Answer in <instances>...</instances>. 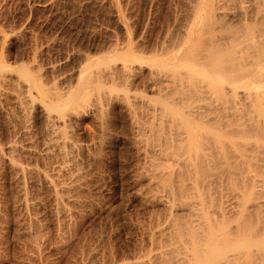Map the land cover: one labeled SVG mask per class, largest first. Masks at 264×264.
<instances>
[{"label":"rangeland","instance_id":"1","mask_svg":"<svg viewBox=\"0 0 264 264\" xmlns=\"http://www.w3.org/2000/svg\"><path fill=\"white\" fill-rule=\"evenodd\" d=\"M184 2L186 3V0H0V30H1L0 31V33H1L0 34L1 35L0 36V44H3V45H0V48H2L1 50H2L5 61L7 60L10 63L12 61L13 65H15V64L19 65V64H22L21 62H23V63L27 62L26 64L29 65V67H31L30 65H34V67H31V68L37 74L39 73V70H38L39 66H36V65H40V68L42 67L44 69V70H42L39 68L40 70H42V71H40V76H41V73L43 72L42 75L45 76L44 77L45 79H43L42 76L40 78L43 79V81L47 80L46 83L44 82L45 85L46 84L49 85L51 80L56 79L55 81L56 82L58 81L57 83H59L60 80L62 82L64 80H66L67 83H66V81L63 84L60 83L62 86L65 85L64 87H66L70 81L69 79H70V75L72 74V72H71L72 69L74 72V71H76L75 69L82 67L83 66L82 64H84V62H82L83 59H81V58H80V60L78 59L79 58L78 54H80V55L85 54V53L87 54L88 52H92L95 48H97L99 53H102V50L103 49L105 50V45H106V48L109 47L110 39H113V40H116L114 38H117V39L121 38L122 39V36H125V34L122 35V33L124 31H123V29H121V27L119 25V22H118L119 20H121V22L124 21L125 23H127L130 26V28L128 26L129 32H132L134 30L132 33H133V37H134L135 42H142V44L139 43V46H138V48L140 47L139 48L140 52L143 51V48H144V50L146 51V52L143 51L144 53H148L149 51L152 53L153 51L155 52V50L156 51L160 50L162 48L163 42H164V44H165V41H166V44L171 43L172 38H174V37H172L173 34H171V33L174 32V35H175L179 24H181L180 22L182 21V23H183V19L182 20H180V19L184 18V15H186V13H187L186 9L188 10V8ZM184 6H186V7H184ZM188 12H189V10H188ZM122 16H123V18H122ZM178 18H180V19L178 20ZM116 21L118 23H116ZM176 21H178V22H176ZM176 25H178V26H176ZM10 27L12 29L14 28L13 29L14 30L13 35L11 34L13 31ZM4 29L7 32L6 35L8 34L7 35L8 38L6 37L7 40H4L5 38H3V36H2L3 35L2 33H5ZM22 29L24 31H26L29 36L26 34L24 36L19 34L20 33L19 31H23ZM120 29H121V31H119ZM120 32H122V33H120ZM15 33L16 34L18 33V34L16 35ZM9 34H11V35H9ZM110 34L112 35V37ZM116 34L117 35L119 34V35L117 36ZM135 34H136V36H134ZM120 35H122V36H120ZM109 37H110V39H109ZM169 37H171V39ZM34 38H35V40H33ZM147 38L149 39L150 42L148 41ZM140 39H141V41H140ZM142 39L144 41H142ZM162 39H164V40L162 41V44H161ZM165 39H168L170 42L168 40H165ZM145 40H147V41L145 42ZM37 42L40 44H38ZM147 42H149V45L151 43V45L148 46ZM156 42H158V43H156ZM143 43H145V44H143ZM152 43H155L154 44L155 46L153 48H152ZM103 44H104V46H103ZM140 44L143 46V48ZM166 44H165L166 47L170 45V44L169 45H166ZM144 45H146L147 48L144 47ZM3 47H5V48H3ZM150 47L152 48V50ZM98 48H101V49L99 50ZM153 49H155V50H153ZM1 50H0V52H1ZM95 50L93 52L96 54H99L98 51L96 50V52H95ZM34 51H36L37 54ZM76 52H78V53H76ZM33 55L35 57H33ZM5 56L7 59L5 58ZM39 63H43L46 65L44 66L42 64L43 65L42 66ZM54 63H55V65H54ZM80 63L82 66L80 65ZM52 65H54V66H52ZM52 67H54V68H52ZM45 70H46V72H44ZM15 73H16V71H15ZM15 73H13V74L11 73L12 76L13 75L16 76ZM44 73H45V75H44ZM56 75H61L62 78L61 77L58 78L59 76H56ZM15 76H13L14 79H12L13 83L11 81H9V83H5L6 81H4V82H2V84L0 86L1 89H3L2 87H4L3 92L6 90L7 92L9 91L8 93L12 95V96H9V94H8V97H4L5 98V99L3 98L5 100L4 103H3V101H4L3 99H2L3 101L0 100V105L1 106L4 105L6 107L5 108L4 106L3 107L0 106V145L2 146V147L1 146L0 147L3 148V146H4V149H5V150L3 149L4 152H6V150L9 148L8 154H7L8 151L6 153L3 152V154H6L7 157H5V156L3 157V155L0 156L1 157L0 158V264H77V263L78 264H112V263L115 264L116 262L119 264V261L123 262L124 259L126 260L128 258L126 256H129L128 261H126V263L131 260L132 262L130 261L129 262L130 264H150V262H152V264H155L154 261L155 262L160 261L159 264H161L162 262H164V260L161 261V258L164 257V254L162 253L163 255L162 254L160 255V253L162 251L158 252L157 250L163 249V245H166V247H167V244H168V247H169L168 242H171V240L169 241L168 236H170V234L168 232L169 229H167V228H170V231L172 230L171 229L172 227H170V225L172 224V226H173L172 222H173V217H174L175 212H176L175 216L178 213H179V215H184V214L186 215L187 213L190 212L189 209H191V207H190L189 203L194 202L196 199L193 197L195 195L197 197V194H198V193L194 194L197 192L196 191L197 189H195V188L198 187L200 185V183H202V182L198 181L200 179H197V177L199 175H200L199 176L200 178H201V176H203L202 178L205 177V179H204L205 182L207 180L206 176H208V183L210 182L209 180H214L213 182H210L211 184L209 183V186H208L207 182H206L207 184L205 182L203 183L204 184L203 188L206 187L205 188L206 190L204 192L205 196L203 195L204 197L201 194V193H203L204 190L202 189V187L201 188L199 187V189H202V192L201 193L199 192V193L204 198V199H202V198L201 199L203 200L204 204L207 203V204H205V208H206L205 211H207V208L210 207L209 215H212V213L214 214V212H215V215L217 216L216 210L218 211V207H215L214 204L216 202H218V204H219V202L221 200V197H219L220 191L221 192L225 191L222 194L224 196H226V199L229 196H230L229 198H231V196L233 198L234 197L233 195L235 193H237V192L233 193L230 190L233 187V185L235 184L234 182H236V180L235 181L231 180V178L229 176H228V178L226 177V175H228L229 172L224 171L223 173H224L225 178L222 175H220L222 177H220V179H219L218 174L219 173L223 174L222 169H220L221 171H218L219 172L218 174H217V172L216 173L213 172V173H215V176H217L219 180H215V176L213 175L212 172L211 173H212L214 178H211L212 176L210 177V173H207V175H206L205 171H203L202 173L200 172V174H198V176L197 175L195 176L196 180L198 182L193 179L195 182L199 183L198 186L195 185L196 187H194L193 183H191V180H192V178H195L194 177L195 174L192 173L193 175L192 174L190 175L191 176V180H190V176L187 175V174H189V173H187L188 168L181 170L182 167L180 169L178 167L179 166V164H178V166H177L178 170L180 169L181 172H180V170L176 171L177 167H175V170L173 172L171 170L172 169L171 167L175 166L173 164L176 162V160L172 161L173 164L171 167L166 168L168 166L167 165L168 163L165 165V163H166L165 159L166 158L163 157L164 155L162 157L160 156L161 151H159L158 147L156 148L154 146L155 144L152 143L156 140H153V139H152L153 141L149 140V141H151L150 143H149V141H147L149 144V146H147V147H146V145L144 147V144L145 143L147 144L146 141H145V143L143 142L144 139L141 140L144 144H142V143L138 144V143H140V141L137 140V137L139 136V135H137L138 132H140L139 134L142 135L141 138H143V136H144V138H146L145 137L146 135H144L145 131H143L145 129L140 130L143 127L142 126V119L144 117L143 116L139 117V115H144V113L146 115V112H143L144 109L139 107V108H141V111H140V113L137 111L138 117L136 119L133 116V113L130 112V109L126 108L127 106L124 102H122L123 105H121V102H118L119 104L117 102L114 103L113 106H109L110 110L107 107L108 109L106 108V110H108V114L106 113V111H104V112H105V114H107L108 118L105 116V114L103 115L101 113L104 118L106 117L105 119L107 121V124L110 123V121H111V123L108 124L109 127H111V128H109L108 125L105 123L106 121H104L105 124L103 123L105 126L107 125L106 127H104L103 124L101 123L100 120L103 117H100L102 115L99 112H97V113L92 112V108H90V105L92 107L93 103L89 104L90 102L88 100L89 105L87 104V106L89 108L90 114H88L89 113L88 111L86 113L90 117L88 115L84 116V114H86L85 111L80 112L79 115H77V116L75 115L76 113L73 114L74 116L72 115L74 118L73 121L78 120L76 122L74 121V123L72 121L73 126H75V129H76V127L78 129V127L80 126L79 129H82V130H80V133L77 132V131H79V129L78 130L76 129L77 130L76 131V130H74V127H73V129H71L74 131H70V129L69 130L67 129L69 127L72 128L71 127L72 123H70L69 121H68L69 123L67 122L68 123L67 125H70V126L64 125L62 127V125H60L61 128L63 129L62 131L64 134L62 132H61V134H63L65 136L64 138L66 139L65 131L67 132V130H68V133L70 132L69 133L70 135L72 133L73 138L77 139V140L76 139L72 140V142L76 141L77 146L74 143H73L74 145L70 144L71 141L69 139H70V137H71V139H73L72 136L67 137L68 139L65 140V143H64L65 145L62 144L61 141H63L64 138L62 135H59L60 132L59 133H57L58 131L52 132L54 134H53V136H51L50 135L51 132L47 131L48 134L46 135V133H45L46 129L45 128L47 127V121H45V120H47V119H46V115H44V114H46V113H44L45 111L41 112V110H44L43 107L41 106V104L36 103L37 105L38 104L39 105L38 106L34 105L35 106V108H34L32 105H30L31 102L30 103L29 102L23 103V105H25V107L30 106V108H31V106H32L33 110L32 111L30 110L31 111L30 112L27 109L29 107L25 108L22 105V107L24 109L28 110V111L26 110L28 113L24 112L25 115L22 114L23 111H25V110L18 106L20 104L17 105V103H20L22 101L21 100V101L17 102L19 100L18 97L22 96L23 100H24V98L26 99L24 101H28L27 98L30 94L28 91H30L31 88L29 87L30 89H28V86H26L27 85L26 82L24 84H23V82H19L18 81L19 79H16V77H18V76H16V77ZM52 77H55V78H52ZM4 80H6V79H4ZM7 82H8V80H7ZM17 82H19V84H16ZM142 83L136 82L133 84V86H131L133 88V91H135L134 93H137V95L139 93V95H138L139 99L135 100L136 94L133 95L132 92H130V94L133 97L135 96V98H133L130 95V97H132L130 100L131 101L135 100V101H132L133 103H137V100H139V103L143 102L144 98L142 99V101L140 100L142 98L141 95L143 94V92H141L142 90L140 91V89H142L143 87H144L143 90L146 92V94L147 93H148V95L151 94L150 93L151 91L147 92V90H149V89L144 85V83L142 85ZM20 84L24 85L25 88L23 86L21 87ZM52 84H54V83L52 82ZM56 84H55V87H56ZM60 84H59V87L62 88L60 86ZM16 85H19V87H21V88L18 89L19 87L18 86L16 87ZM140 85H141V87H140ZM14 86L16 89H18V91L20 90V92L17 91L19 96L17 95L16 92H15L16 94L15 93L13 94V92L16 91L14 89ZM134 86H136L135 90H134ZM10 87L13 89H11ZM9 88H10V90H9ZM136 89H137V91H136ZM23 90H26L25 95H24ZM34 90L35 89H31V92L32 93L36 92V90L35 91ZM10 91H12V93H10ZM11 97H13V98H11ZM15 98H17V99H15ZM22 98H20V99H22ZM152 98H153V96H152ZM92 99L93 100L95 99V95L93 96V98L91 97V99H90L91 102L93 101ZM139 103H137V104H139ZM87 106H86V108H87ZM124 106L126 109H124ZM120 107H122V109ZM36 108H38V109H36ZM139 108H137V110ZM20 109H22V110H20ZM113 110H114V112H113ZM35 111H36V114H35ZM109 112H110V114H109ZM141 112H143V113L141 114ZM15 113H17V114H15ZM82 113H84V114H82ZM27 114L29 116L32 115L34 118L32 117L33 119L31 118L32 119L31 120L30 119L31 116L28 117ZM80 114H82L81 117H79ZM113 114H114V116H113ZM35 116H37V117L35 118ZM86 116H87V118H86ZM95 116L96 117L98 116V117L96 118ZM67 118H69V117H67ZM112 118H113V120H112ZM130 118L132 120H130ZM145 118H146V116H145ZM25 119H27V120H25ZM94 119L96 122L100 121V123H96L94 121ZM133 119L137 120L138 122L141 121V124L140 123L139 124L142 127H140L137 124L138 122L133 123L135 121V120L133 121ZM29 121L31 124L32 123L33 124L31 125L29 123ZM92 121H94L95 123ZM77 122H81V123H79L81 125H79ZM27 123L29 124V126ZM131 123L133 124V127H132ZM97 124H98V127L96 126ZM136 124L140 127L139 129L137 128L138 126ZM99 125L101 126V128L104 129L103 132H101V130H103V129H101ZM135 125H136V127H135ZM60 126H58V127H60ZM61 128H58V129H60L59 131H61ZM131 128L132 129L135 128V130L132 131ZM136 128H137V130H136ZM28 129H29V132H28ZM97 129H99V130H97ZM97 131H100L101 133H103V134H101L102 136L104 134H106V136L101 137L100 132H97ZM24 132H25V134H24ZM107 132L108 133L110 132V133L108 134ZM55 133H57L58 135ZM73 133H77L78 135L77 134L74 135ZM133 133L135 135H137V137ZM32 135H33V137H32ZM48 135H50V137L55 136V138H56V136H60V137L62 136V138H60L61 140L59 139V137H57V139L49 138ZM74 136H77V137H74ZM16 138L17 139L20 138L19 140H17L18 143L16 144V147L20 146L19 148H21V149L12 148V147H15L14 145H15L16 141H13V142H15L14 144L11 143V146L13 144L12 147L9 146L10 142H12V140H15ZM139 138L140 137H138V139ZM52 139H53V142H52ZM98 139H100V140H98ZM44 140L45 141L47 140V141L45 142ZM54 140H58L60 142L59 143L58 141H55V142H57V144L56 143L55 144L60 146V147H62V145L64 147L66 145L70 147V145H71L70 148L66 146L68 148L67 150L73 149V150H71L73 152L69 151L70 153L69 152L67 153L68 154L67 159H66L67 155L65 156V159H64V155L61 153L62 150H64V152H66L65 149H61L60 147L56 146L54 144ZM49 141H50V143H48ZM151 143L153 144V146L151 145ZM135 144L136 145L138 144V146H136ZM100 145H101V147H100ZM150 145L153 148H156V150L159 153L154 155V153L155 152L157 153V151L155 149L152 150V148H150L151 147ZM22 146H23V148L25 147V150L22 149ZM73 146H74V148H72ZM54 147H55V149H54ZM64 147H62V148H64ZM76 147H78V148H76ZM86 147H87V149H86ZM141 147L143 149L147 148L148 151L145 149L146 154H145V150H143ZM10 148H11V150H10ZM30 148H32V149H30ZM75 148H76V150H80L78 152V154L80 153L82 155L76 154L77 151H75ZM82 148H83V150H82ZM12 149H15V150H12ZM26 149H28V150H26ZM140 149L142 151L137 152V151H140ZM17 150L19 151V153ZM47 150L50 153V155H48L49 153L47 152ZM59 150L61 152H58ZM84 150H85V152H84ZM89 150H90V154L86 152ZM149 150H150V152H149ZM11 151H14V155H16L18 153L16 155L17 159L14 156L15 160H12V161H10L12 158L10 159L8 157V156H10V154L11 155L13 154V152L11 153ZM82 151L84 152V155H83ZM143 151H144L145 155H143V153H142ZM40 153H42V154H40ZM147 153L148 154L153 153L150 155L151 156L154 155V158L151 157L150 155H148ZM75 154H76V156L78 155L77 156V158L79 157L78 159L74 158V157H76ZM163 154H164V152H163ZM168 154L170 156L167 155V158H168L167 161L169 160L170 163L172 160V158H170V157L173 156L174 159L177 158L172 153H171L172 154V156H171L170 152ZM44 155L45 156L47 155L45 161H44V158H45ZM72 155L74 157H72ZM165 155H166V152H165ZM147 156H150V158H152L154 160L153 161L154 163L151 161L152 159L149 160L150 158L148 159ZM155 156H156V158H159V156H160V159H155ZM19 157L21 158V159H19V162L20 161L24 162V164L22 165L23 167L19 166L22 163H20V164L17 163L19 165H17V164L15 165V163H13V161L18 162ZM41 157H43V158H41ZM61 157L64 160H67L68 161L67 163H69V165L66 163V161L64 163V160ZM7 158H9L10 160H8ZM36 158L38 159L39 162L36 161L37 160ZM73 158L76 159V162H75L76 166L74 165L73 161L69 160V159L74 160ZM145 158L147 159V161L148 160L149 161L147 162ZM22 159H23V161H22ZM163 159H164L165 163H163ZM7 160L10 161L9 162L10 164H8ZM30 160H32V161H30ZM158 160H160V161L162 160V162H160L161 165L159 163V166H161V167H159L158 165L155 166V164H158V162H159ZM37 162L39 165L35 164ZM43 162H45V164ZM11 163L14 166L13 165L10 166ZM46 164H48V165H46ZM77 164L79 166H77ZM149 164L150 165L152 164V165L150 166ZM70 165L72 167L73 166L74 167L71 169ZM17 166H19V167H17ZM153 166H155V169L153 168ZM65 167L67 170L65 169ZM14 168H17V169H14ZM22 168H24V169H22ZM159 168H161L160 169L161 172H160ZM165 170H167V171H165ZM184 170L186 172H184ZM206 170H207L206 172L209 171L208 169H206ZM163 171H165L166 173ZM170 171H172V172H170ZM212 171H214V170H212ZM215 171H216V169H215ZM162 172L164 175L161 177ZM189 172L191 173V172H193V170L191 171V169H189ZM225 172H226V174H225ZM157 173H160V175L159 174L157 175ZM169 173L173 174L172 177L174 180L171 177V179H172V181H171V179L168 177L170 179V182H169L170 184L167 185L169 179H167L165 175L168 174V176H169ZM24 174H25V176H24ZM154 174L156 175L157 179H156V177L152 178V176H155ZM203 174H205V176ZM185 175H186V178H184ZM179 176L180 177L182 176L181 179ZM187 176H189V177H187ZM24 177H25V179H24ZM163 177H165L167 180ZM217 177H216V179H217ZM221 178L222 179L224 178L226 181H227V179L229 180V178H230V180L233 181V185H231V188H230V184L227 183L224 179L222 180V185L226 184V183L229 184V186L227 188L230 191L225 189L227 184H226V186L225 185L222 186V187H224L225 190L222 187H220ZM73 179H75V180H73ZM187 179L189 180L188 181L189 183L186 182ZM181 180L185 181V183L187 184L188 187H186L185 186L186 184L184 182H181ZM200 181H203V179H201ZM231 181H229V182L232 184ZM156 182H158V183H156ZM54 183H56V184H54ZM71 183H73V185ZM214 183H215V186H214ZM217 183L219 184V186ZM69 184H71V186H67ZM157 184H159V185H157ZM182 184H184V186H182ZM205 184H206V186H205ZM191 186H193L194 189ZM55 187H57V188H55ZM72 187H73V189H72ZM190 187H191V189H190ZM234 188H236V185H234ZM234 188H232V189H234ZM174 189H175V191H174ZM182 190H183V192H182ZM192 190H194V191H192ZM218 190H220V191H218ZM226 190H227V193H226ZM191 191L194 192L193 195L191 194L192 193ZM209 191H211V192H209ZM233 191H235V190H233ZM228 192H229V194H228ZM175 193L177 194V196ZM186 193L188 196H185ZM189 193H190V195H189ZM209 193L211 196H209ZM231 193H233V195H231ZM227 194H228V196H227ZM173 196H174V198H172ZM190 196L193 198L192 201L188 200L191 198ZM224 196L222 198H224ZM183 198L187 199V200H184ZM69 199H71V200H69ZM171 199H173V203H172V205H174L173 207L171 206V203H170V202H172ZM174 199L175 200L177 199V200L175 201ZM182 199L185 201V202L183 201L184 204L186 205L188 203V205L185 206L183 203H181ZM206 199H208V200H206ZM58 200L60 201V203ZM167 200L170 203V205L167 202ZM179 200H180V203L183 204L184 206L179 204ZM196 201L197 202H195V203L197 205H199L201 202L200 196L197 197ZM174 202H176V203H174ZM210 202L213 205H211ZM166 204H167V206H166ZM218 204H217V206H219ZM206 205H207V207H206ZM199 207H200V205H199ZM212 207H214V208H212ZM215 208H217V209L215 210ZM171 209H172V211L173 210L174 211L173 212L170 211ZM184 209H186V210H184ZM182 210H184L185 213H183L184 211L180 212ZM210 212H212V213H210ZM180 213H182V214H180ZM169 214L171 215V216H169L171 219L168 220ZM172 214H173V217H172ZM212 216H214V215H212ZM158 219L160 222L159 223L160 226L158 225ZM163 222H165L166 224H163ZM168 222H169V224L171 222V224L169 226H167ZM162 227H164V228L162 229ZM156 229H158V230H156ZM160 229L165 230L164 235H163V231L161 230L162 231L161 233L163 236H161V233H159ZM166 230H168V231L166 232ZM157 233H159L160 235ZM154 234H155L156 242H153V241H155V240H153ZM165 234L168 236H165ZM157 236L160 238L166 237V238H168V241H166L167 240L166 238H164V240H162V238H161V241H164V243L163 242L161 243V242H159L160 240L158 241L159 238ZM172 236L173 235H171L170 237H172ZM150 237H152V239ZM156 237H157V239H156ZM171 239H173V237ZM150 241H152V242H150ZM157 242L161 243L162 246H160V247L156 246V245H158ZM149 243L155 244V246L154 245L151 246V249H153V248L157 249V250L154 249L155 251L154 250L152 251L153 254L151 252V249H149V247H150ZM144 244H145V246H144ZM143 247H144V250H143ZM166 247H164V248H166ZM168 247L166 249H168ZM140 248H142V250ZM159 248H161V249H159ZM166 249L165 250L163 249V250L166 251ZM124 250H125V253H123ZM145 250H146V252L150 250V252H151L150 258L152 257L153 261H151V259L149 258L148 254L145 252ZM139 251L141 252V254ZM150 252H148V253H150ZM142 253H143V255L146 253L145 255H147L148 259H150V260L147 259V256L145 259H140V257H138L140 255L142 257H145V255L143 256ZM157 253H159L158 255H160L159 258H158ZM111 255H112V257H111ZM114 255H116V256L119 255V256L117 258ZM122 255H123V257H126V258H124V259H123V257L121 258ZM155 255L157 256L156 258H155ZM167 256H166V258L171 260V258H169L171 256L170 255H169V257H167ZM112 258H114V261H112L113 260ZM115 258H116V260H115ZM138 258H139V260H138ZM157 258H158V260H157ZM148 261H150V262L147 263ZM156 263H158V262H156ZM164 263H167V262H164ZM122 264H124V262Z\"/></svg>","mask_w":264,"mask_h":264},{"label":"bare ground","instance_id":"2","mask_svg":"<svg viewBox=\"0 0 264 264\" xmlns=\"http://www.w3.org/2000/svg\"><path fill=\"white\" fill-rule=\"evenodd\" d=\"M185 5L187 6L189 12L186 9L187 13H186V15H184V18H181V19L178 18V20L183 19V23L181 21L180 22L181 24L178 23L179 26L176 25V26H178V29L176 30L175 35H174V32L173 33L170 32L171 34H173L172 37H174V38H172V42L166 44V41H165L166 45H169V44L170 45L166 47L164 42L162 44V41L164 40V39H162L161 40L162 48L160 50H157V51L155 49H153V50H155V52L153 51L152 53L150 51H149L150 53L149 52L144 53L143 51H145V50H144L143 46L141 45L142 42H135L134 41V37H133V33H132L134 30L132 32H129L130 26L127 23H125L124 21L121 22V20H119L118 21L119 25H120L121 29H123V31H124V32L122 31L123 33L122 32H120V33H122V35L125 34V36L120 35V36H122V39L121 38L120 39L114 38L116 40L110 39V37H109V39H110L109 47L106 48V45H105V50L102 48L103 49L102 53H99L97 48H95L99 54H96L93 52L95 49L92 51L94 54L92 52H88L87 54L85 53V54H81V55L78 54V57H79L78 59L79 60H80V58L83 59L82 62H84V64H82L83 65L82 66L80 63V65L82 67L77 68L78 70L75 69L76 71H74V72L72 69V71H71L72 74L70 75V79H69L70 81L68 80L69 83L66 87H64L65 85H63V86L61 85L66 80H64L63 82L60 80L61 82L59 81V83H57L58 81L56 82L55 81L56 79L51 80L54 84H52V82L49 80L50 81L49 85H47V84L45 85L47 80L43 81V79H45L44 78L45 76L42 75L43 72L41 73V76L43 77V79L40 78L41 77L40 71L44 70L42 67L40 68V65H36V66H39L40 69H42V70H40L38 68V70H39L38 74L31 68V67H34V65H30L31 67H29V65L26 64L27 62L26 63L21 62L22 64L13 65L12 61H11V63L7 60L5 61L2 50H1L2 48H0V50H1L0 53L2 54V55L0 54L1 55L0 56V86H1L2 82H4V81H6L5 83H9V81L12 82V79H14L13 76H15V75L12 76V74L15 73V71H16L15 74L18 77H16V76L15 77H16V79H19L18 80L19 82H23V84L26 82L27 85L26 84L25 85L28 86V89L31 88V89L36 90V92H34V93L31 92V89H30V91H28L30 93L28 98H27L28 101H24L26 99L24 98V100H23L22 96L18 97L19 100L18 101L16 100V101L19 102L22 100L21 101L22 103L21 102L17 103V105L20 104L18 106L20 108L24 109L22 107V105H23V103H26V102H29V103L31 102L30 105H32L34 108H35L34 105L38 106L39 104H41V106L43 107L44 110H41V109L40 110H41V112L45 111L44 113H46V114H44V115H46V119H47V120H45V121H47V127L44 125L46 127L45 128L46 129V132H45L46 135L48 134V132H51L50 135L53 136L54 133H52V132L58 131L57 133L60 132L59 135H62L63 138L65 136L63 135L64 134L62 131L63 129L61 128L60 125H62V127H63L64 125H67L69 122L72 123V121L74 119L73 114H75V113H76L75 115L77 116V115H79L80 112H84V111H85V113L87 111L89 112V108L87 106L88 100L90 102L89 104L93 103L92 107L90 105V108H92V112H94V113L99 112L100 114L102 113L103 115L105 114L104 111H106V113L108 114V110H106V108L107 107L109 108V106H113L114 103H116V102L117 103L121 102V105H123L122 102H124L127 106L126 108L130 109V112L133 113V116L136 119L138 117L137 111L140 113L141 108H143L144 111L143 110L142 111L146 112V115L144 113V115H139V117H142V116L144 117L142 119V126L144 128L140 125L141 121L138 122L135 119H133V121L135 120L134 122L132 121L133 123L138 122L137 124L140 127H142L140 130L145 129L143 131H145L144 135H146L145 136L146 138H144V136H143V138H141L142 135L139 134L140 132H138L137 135H139L138 137H140L139 138L140 140H139L137 135H135L133 133L137 137V140L140 141V143H138V144H141V143L144 144L145 141L147 142V141L152 140V139L156 140L152 143H154L155 144L154 146L156 148L158 147V150L161 151L160 156L162 157L164 155L163 157L166 158L165 159L166 163L164 162V159H163V163H165V165L168 163L167 164L168 166L166 168L171 167L173 164L172 161L176 160L177 163L175 162L176 164L175 163L173 164L175 166L171 167L172 168L171 170L173 172L175 170V167L178 166V164H179L178 167L180 169L182 167L181 170L188 168L187 173H189V174H187V175L190 176L192 173H194L195 174L194 177L196 175L198 176V174H200V172L202 173L203 171H205L206 175H207V173H210V177L212 176L211 178H214L213 175L215 176L216 172L218 174L219 173L218 171H221L220 169L223 170L222 173L224 171H227L229 173H228V175H226V177L228 178V176H229L231 178V180H234V181L236 180V182H234L235 183L234 185H236V188H234L233 181H231L230 178H229V180L227 179V181L224 179L225 178L224 173L223 174L219 173L218 177L220 179V177L223 176L224 177L223 179L227 183L230 184V188H231V185H233L232 188H234V189L231 188L230 189L231 192H233V193L237 192L234 195H233V193H231V195L234 196L233 198H232V196H231V198H229L230 197L229 196L226 199V196H224L222 194L225 191L221 192L220 190H218V191H220L219 197H221V200H220L219 204H218V202H216L219 206H217L216 203L214 204L215 207H218V211L216 210L217 208H215V210L217 212V216L215 215L214 211H213L214 214L212 212H210L214 216L209 215L210 207L208 206L209 208H207V211H205V209H206L205 204H207V203L204 204V202L202 200V199H204L203 198L205 196L204 192L206 190L205 189L206 187L203 188L204 187L203 183L205 182V180H204L205 177L202 178L203 176H201V178H200L199 177L200 175L197 177V179H200V180L203 179V181L198 180L199 182H202L198 186L199 183H197L198 181L196 180V177L192 178V180H191V176H190V180H191V183H193V186L194 187H196L195 185L198 186L195 188V189H197L196 190L197 192L195 191L196 193H194V192H192L194 190H192L191 194L193 195V193L194 194L198 193L197 197L200 196V201H201L199 204L200 207H199V205H197L195 203V202H197L196 201L197 200L196 195L193 197L196 199V200L194 199L195 200L194 202H190L193 199L190 196L191 198L188 200H190L189 205H190L191 209L188 208L190 210V212L187 213L188 215L187 214L186 215L185 214L179 215V213H178L175 216V214H176V212H175V214H174L175 218L173 217V214H172L173 226H172L171 222H170L171 225L169 224V222L167 224V226L170 225V227H172L171 228L172 230L170 231V228H167V229H169V231L166 230V232L168 231L170 236L173 235L172 236L173 239H171L172 237L165 234V236H168L169 241L171 240V242H168L169 247L167 244L168 249H166L167 248L166 245H163V249L164 250L166 249V251H164L161 248H159L161 250H157L156 248H153V247H152L153 249H151V246H153V245L155 246V244L149 243L150 244L149 249H151V252L155 249L158 252L162 251L160 253V255L163 253L165 258L167 255H168L167 257H169V255L171 256V257H169V258H171V260L166 258L168 261L162 256L164 259L161 258V261L164 260V262H167V263L162 262L161 264H264V0H186ZM186 6H184V7H186ZM122 18H123V16H122ZM118 22L116 21V23H118ZM176 22H178V21H176ZM128 26H129V28H128ZM13 29H12L13 32L11 33L12 35L14 33ZM121 29L119 31H121ZM19 32H20L19 34H21L23 36L25 34L28 35L27 32L24 30L19 31ZM6 33H7L6 30H5V33H2L3 38H5L4 40H7L6 37L8 34L6 35ZM11 34H9V35H11ZM134 36H136V34ZM111 37H112V35H111ZM169 38L171 39V37H169ZM168 39H165V40H168ZM33 40H35V38ZM140 41H141V39H140ZM142 41H144V40L142 39ZM146 41L147 40H145V42ZM148 41H149V39H148ZM149 42H147L148 46L151 45V43L149 45ZM139 43H141L140 45L143 48V51H141V52L139 50L140 47L138 48ZM156 43H158V42H156ZM38 44H40V43H38ZM143 44H145V43H143ZM154 44L155 43H152V48L155 46ZM0 45H3V44H0ZM146 45H144V47L147 48ZM103 46H104V44H103ZM3 48H5V47H3ZM152 48H151V50H152ZM98 49L100 50L101 48H98ZM96 50H95V52H96ZM34 52L37 54L36 51H34ZM76 53H78V52H76ZM33 57H35V56L33 55ZM5 58H6V56H5ZM39 64L42 65L43 63H39ZM43 65L45 66L46 64H43ZM54 65H55V63H54ZM54 65H52V66H54ZM52 68H54V67H52ZM44 72H46V70ZM44 75H45V73H44ZM56 76H59L58 78L61 77V75H56ZM55 77H52V78H55ZM4 79H6V80H4ZM7 80H8V82H7ZM19 82H17L16 84H19ZM136 82H141V83L143 82L144 85L149 89V90H147V92L151 91L150 92L151 94L148 95V93L146 94V92L143 90L144 87L142 89H140V91L142 90L141 92H143V94L141 95L142 98L140 97L141 98L140 100L142 101V99L143 98L144 99H143L142 103H139V100H137V103H139V104L132 102V101H135L136 99H139L138 98L139 93H138V95H137V93H134L135 91H133V88L131 87ZM66 83H67V81H66ZM143 83H142V85H143ZM55 84H56V87H55ZM59 84L62 88L59 87ZM17 86L19 87V85H16V87ZM22 86L25 88L24 85H21V87ZM21 87H19L18 89H20ZM135 87L136 86H134V90H135ZM140 87H141V85H140ZM2 88L3 89H1V87H0V98H1L0 100H2L4 97H8V94H9L8 93L9 91L7 92L5 90L3 92L4 87H2ZM10 88H9V90H10ZM11 89H13V88H11ZM14 89L16 91H14L13 94L15 92L17 93V91H18V89H16L15 86H14ZM23 91H24V95H25L26 90H23ZM136 91H137V89H136ZM18 92H20V90ZM130 92H132L133 95L136 94L135 95L136 98H135V96L133 97L130 94ZM10 93H12V91H10ZM17 95L19 96L18 93H17ZM94 95H95V99L94 100L92 99L94 102L93 101L91 102L90 99H91V97L93 98ZM130 95L133 98H135V100L131 101L130 99L132 97H130ZM9 96H12V95L9 94ZM152 96H153V98H152ZM11 98H13V97H11ZM20 98H22V99H20ZM15 99H17V98H15ZM4 102H5V100L3 101V103ZM36 103H39V104L37 105ZM3 106H1V107H3ZM23 106L25 107V105H23ZM32 106H31V108H30V106H27L30 109L27 107H25V108H27L29 111L30 110L32 111L33 110ZM86 106H87V108H86ZM122 107H120V108L122 109ZM139 107H141V108H139ZM126 108L124 106V109H126ZM137 108H139V109L137 110ZM22 109H20V110H22ZM27 109H24L25 111H23V113L22 112L21 113L25 115V113L28 111ZM36 109H38V108H36ZM109 110H110V108H109ZM113 112H114V110H113ZM143 112H141V114ZM17 113H15V114H17ZM35 114H36V111H35ZM82 114H84V113H82ZM82 114H80L79 117H81ZM88 114H90V112ZM88 114L86 113V114H84V116L88 115ZM107 114H105L106 117H107ZM109 114H110V112H109ZM103 115L100 117H103ZM30 116L28 115V117H30V119H31L33 116L32 115H30ZM113 116H114V114H113ZM145 116H146V118H145ZM36 117L37 116H35V118ZM67 117H69V118H67ZM86 118H87V116H86ZM103 118H101V120H100L102 124L104 123V121H106V119L105 118L103 119ZM27 119H25V120H27ZM112 120H113V118H112ZM130 120H132V119L130 118ZM30 121H29V123H30ZM74 121H73V123H74ZM76 121H78V120H76ZM94 121H95V119H94ZM94 121H92V122H94ZM100 121L99 122L95 121V122L100 123ZM73 123L71 124L72 128L69 127V128H67L68 130L70 129V131H74L77 129V127L75 129V126H73ZM77 123L79 124L81 122H77ZM105 123L107 124V121ZM110 123H111V121H110ZM110 123H108V124H110ZM104 124H103L104 127H106L108 125L107 124L105 126ZM79 125H81V124H79ZM136 125H135V127H136ZM28 126H29V124H28ZM58 126H60V127H58ZM67 126H70V125H67ZM96 126L98 127V124ZM139 126L137 127L138 129L140 128ZM73 127H74V130H71V129H73ZM79 127H78V129H79ZM108 127H109V125H108ZM132 127H133V124H132ZM58 128H61V131H59L60 129H58ZM100 128H101V126H100ZM109 128H111V127H109ZM137 128H136V130H137ZM101 129H103V128H101ZM68 130H67V132L65 131L66 139L65 138H64V140L62 139L63 140V141H61L62 144L65 143V140L68 139L67 138L68 136H72V133L70 135L69 134L70 132L68 133ZM80 130H82V129H79V131H77V132L80 133ZM97 130H99V129H97ZM133 130H135V128L132 129V131ZM103 131H104V129L101 130V132H103ZM28 132H29V129H28ZM61 132L63 134H61ZM97 132H100V131H97ZM101 132H100V135L103 134ZM57 133H55V134H57ZM24 134H25V132H24ZM73 134L75 135L77 133H73ZM50 135H48L49 138H54V139H57V137H59V139L62 138V136L61 137L56 136V138H55V136L50 137ZM103 136L105 137L106 134H104ZM103 136L101 135V137H103ZM32 137H33V135H32ZM74 137H77V136H74ZM72 138H73V136H72ZM19 139L16 138L15 140H12V142H10L9 146H11V143H13V144L15 143L13 141H16V143L14 145L15 147H12L13 144L11 147L18 149L20 146L16 147V144L18 143L17 140H19ZM74 139H76V138L71 139V137H70L69 140L72 142V140H74ZM143 139H144V141H143L144 143L141 141ZM58 140H54V144L55 143L57 144V142H55V141H58ZM98 140H100V139H98ZM52 142H53V139H52ZM71 142H70V144H73V143L75 145L77 144L76 141L75 142L73 141L72 143ZM150 142L151 141H149V143ZM48 143H50V141ZM152 143H151V145L153 146ZM138 144L137 145L135 144V145L138 146ZM145 145H146V147L149 146L148 142H147V144L146 143L144 144V147H145ZM56 146H58V145H56ZM152 146L150 148H152V150L153 149L156 150V148H153ZM1 147H0V156L3 155V157L4 156L7 157L6 154H3V152L5 150L4 146H3V148H1ZM58 147H60V146H58ZM62 147H64V146L62 145ZM62 147H60V148L65 149L66 152H64V150H62V152H61L60 151L61 149L58 152H61L64 155V159H65V156L67 155V157H66V159H67L68 158L67 153L73 149L67 150L68 149L67 147H69V146H67L66 148L65 147L62 148ZM70 147H71V145H70ZM87 147H86V149H87ZM100 147H101V145H100ZM72 148H74V146ZM76 148H78V147H76ZM76 148H75V151H77L76 154H78V152L80 150H76ZM8 149L6 150V152L8 151ZM19 149H21V148H19ZM22 149L25 150V147L23 148V146H22ZM30 149H32V148H30ZM54 149H55V147H54ZM145 149L147 150V148H144L143 150H145ZM10 150H11V148H10ZM12 150H15V149H12ZM26 150H28V149H26ZM82 150H83V148H82ZM146 150H145V154H146ZM150 150H149V152H150ZM141 151L142 150L140 149V151H137V152H141ZM6 152H4V153H6ZM12 152H13V154L12 155L10 154L11 157L8 156L10 159L11 158L12 159L10 160L9 158H7L10 161L15 160V157L17 159L16 155L19 153V151H18V153L16 155H14V151H11V153ZM47 152H48V150H47ZM71 152H73V151H71ZM84 152H85V150H84ZM84 152H83V155H84ZM86 152L90 154V150L86 151ZM163 152H164V154H163ZM165 152H166V155H165ZM169 152H170V154L172 153L173 155H175L177 157L176 159H174V157L171 154V156H172V157H170V158H172L171 163L169 160H168L169 162L167 161V159H168L167 155L170 156L168 154ZM8 153H9V151L7 152V154ZM142 153H143V155H145L144 151ZM158 153L159 152L157 151V153L155 152L154 155L158 154ZM40 154H42V153H40ZM76 154H75V156H76ZM150 154H153V153H150ZM150 154H148V155H150ZM48 155H50V153ZM78 155H82V154L79 153ZM154 155H152V156L150 155V156L154 158ZM46 156L44 158V161L46 159ZM77 156L74 157L72 155V157L78 159L79 157L77 158ZM150 156H147L148 159L150 158ZM160 156H159V158H156V156H155V159H160ZM41 158H43V157H41ZM19 159H21V158L19 157L18 162L13 161V163H15V165L17 163H19V164L22 163L21 165H19V164H17V165L23 167L22 165L24 164V162H21V161L19 162ZM76 159H74L75 161L72 159H69V160L73 161L74 165H75ZM151 159L152 158H150L149 160H151ZM10 161H8V164H10L9 163ZM22 161H23V159H22ZM30 161H32V160H30ZM36 161H38V159ZM65 161H66V163L68 162L67 160H64V163H65ZM146 161H147V159H146ZM151 161L153 162L154 160L152 159ZM158 161H157L158 164H155V166L156 165L159 166V163L162 162V160L161 161L158 160ZM38 162L35 164L39 165ZM43 163L45 164V162H43ZM67 164L69 165V163H67ZM12 165L13 164L11 163L10 166H12ZM46 165H48V164H46ZM160 165H161V163H160ZM19 166H17V167H19ZM77 166H79V165L77 164ZM155 166H153L154 169H155ZM73 167L71 166V169ZM159 167H161V166H159ZM178 167H177L176 171L178 170ZM14 169H17V168H14ZM22 169H24V168H22ZM65 169H66V167H65ZM160 169L161 168H159V170ZM189 169H191V171L193 170V172L190 173ZM206 169H208L210 172L209 171L206 172L207 171ZM215 169H216V171H215ZM181 170H180V172H181ZM212 170H214V171H212ZM165 171H167V170H165ZM165 171H163V172H165ZM172 171H170V172H172ZM160 172H161V170H160ZM163 172L161 174V177L164 175ZM184 172H186V171L184 170ZM211 172L212 173L215 172V173H213V175H212ZM158 174L160 175V173H157V175ZM205 174H203V175L205 176ZM225 174H226V172H225ZM172 175H173L172 173H169V176H168V174H166L165 176L167 179H169V178L171 179ZM220 175H222V176H220ZM24 176H25V174H24ZM189 176H187V177H189ZM153 177H156V175L152 176V178ZM181 177H180V179H181ZM206 177H207L206 182L208 183V176H206ZM216 177L217 176H215V180H219L218 177H217V179H216ZM163 178H165V177H163ZM184 178H186V175L184 176ZM24 179H25V177H24ZM156 179H157V177H156ZM170 179H169L167 185L170 184L169 183ZM172 179H173V177H172ZM172 179H171V181H172ZM193 179L196 180L197 182H195ZM223 179L221 178V180H220L221 181L220 187H222L223 185L226 186V184H227L226 183V184L222 185ZM73 180H75V179H73ZM188 181L189 180L187 179L186 182H188ZM209 181L213 182L214 180H209ZM229 181H231L232 184ZM181 182L185 183V181H182V180H181ZM156 183H158V182H156ZM209 183H208V186H209ZM54 184H56V183H54ZM71 184L73 185V183H71ZM71 184H69L67 186H71ZM206 184H205V186H206ZM229 184H227V186L225 188L228 191H230L227 188L229 186ZM157 185H159V184H157ZM182 186H184V184H182ZM185 186L188 187L187 184ZM193 186H191V187H193ZM214 186H215V183H214ZM218 186H219V184H218ZM73 187H72V189H73ZM191 187H190V189H191ZM194 187H193V189H194ZM199 187L200 188L202 187V189L204 190L203 193H201L202 189H199ZM55 188H57V187H55ZM222 188L224 189V187H222ZM227 190H226V193H227ZM233 190H235V191H233ZM174 191H175V189H174ZM182 192H183V190H182ZM199 192L202 194V196L203 195L204 196L202 197ZM209 192H211V191H209ZM221 194L224 196L225 199L222 198L223 196ZM228 194H229V192H228ZM228 194H227V196H228ZM189 195H190V193H189ZM176 196H177V194H176ZM185 196H188L187 193ZM209 196H211L210 193H209ZM172 198H174V196ZM183 199H182L181 203L184 204V202H185L184 200H187V199H184V200ZM69 200H71V199H69ZM171 200H172V202H170V203H171V206L173 207L174 206V205H172L173 199H171ZM206 200H208V199H206ZM167 202H168V200H167ZM59 203H60V201H59ZM170 203H169V205H170ZM174 203H176V202H174ZM181 203L179 200V204H181ZM167 204H166V206H167ZM183 204H181V205H183ZM210 204H211V202H210ZM186 205H188V203ZM211 205H213V204H211ZM206 207H207V205H206ZM212 208H214V207H212ZM172 209L170 211H172ZM184 210H186V209H184ZM184 210H182L180 212H183ZM183 213H185V211ZM170 214L168 215V217L171 216ZM180 214H182V213H180ZM169 219H171V218L169 217L168 220ZM159 223L160 222L158 219V225H159ZM163 224H166V223L163 222ZM164 227H162V229ZM162 229H160L159 233H161L163 231V235H164L165 230H162ZM156 230H158V229H156ZM159 233H157V234H159ZM163 235L161 233V236H163ZM153 236H152L153 240H155V234ZM152 237H150V238L152 239ZM157 237H156V239H157ZM158 238H159L158 241L160 240L159 242L164 243V241H161L162 237L161 238L158 237ZM164 238H166V237H164ZM164 238H162V240H164ZM168 238H166L167 239L166 241H168ZM150 242H152V241H150ZM153 242H156V240ZM161 243H158V245H156V246H159V247L162 246ZM144 246H145V244H144ZM164 247H166V248H164ZM140 249L142 250V248H140ZM143 250H144V247H143ZM145 252H146V250H145ZM148 252H150V250L146 252L150 258L151 252L150 253H148ZM123 253H125V250L123 251ZM140 254H141V252H140ZM152 254H153V252H152ZM158 254L159 253H157V255ZM142 255H143V253H142ZM160 255H158V258ZM114 256H116V255H114ZM118 256H116V257L118 258ZM146 256L147 255H145V257H142L140 255L138 257H140V259H145ZM148 256H147V259H148ZM111 257H112V255H111ZM122 257H123V255L121 256V258ZM126 257L129 258V256H126ZM126 257H123V259ZM156 257L157 256L155 255V258ZM128 258L126 260L122 259L124 264H128L131 261L129 259L130 261L126 263V261H128ZM158 258H157V260H158ZM112 259L111 260L114 261V258H112ZM150 259H151V261H153L152 257ZM150 259H148V260H150ZM115 260H116V258H115ZM138 260H139V258H138ZM121 262L119 261V264ZM149 262L150 261H148L147 263H149ZM156 262H158V263H156ZM156 262L154 261L155 264H159L160 261H156ZM150 264H152V262H150Z\"/></svg>","mask_w":264,"mask_h":264}]
</instances>
